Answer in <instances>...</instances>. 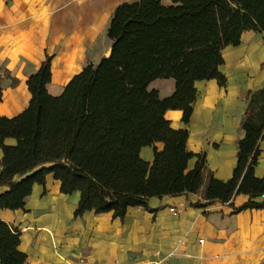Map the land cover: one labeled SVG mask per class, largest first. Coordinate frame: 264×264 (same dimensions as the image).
Segmentation results:
<instances>
[{
  "label": "trees",
  "instance_id": "1",
  "mask_svg": "<svg viewBox=\"0 0 264 264\" xmlns=\"http://www.w3.org/2000/svg\"><path fill=\"white\" fill-rule=\"evenodd\" d=\"M250 31L264 34V0L119 5L107 30L110 58L87 64L53 96L48 56L27 81L29 106L13 118L0 115V210H25L35 185L46 188L50 176L62 194H80L75 217L112 213L124 220L131 208L156 212L149 207L151 198L185 194L201 195L206 201L201 207L216 202L234 207V198L245 195L248 202L235 212L264 210V176L256 174L263 153L264 88L242 93L246 111L238 135L243 137L227 181L209 170L206 153L188 150L189 130L174 129L166 119L168 111L178 110L189 124L197 82L215 80L226 87L224 50L240 46ZM159 79L175 81L171 96L162 98L149 88ZM8 139L15 144L7 145ZM145 147L154 148L152 163L141 156ZM20 244V231L0 221V264H27Z\"/></svg>",
  "mask_w": 264,
  "mask_h": 264
},
{
  "label": "crops",
  "instance_id": "2",
  "mask_svg": "<svg viewBox=\"0 0 264 264\" xmlns=\"http://www.w3.org/2000/svg\"><path fill=\"white\" fill-rule=\"evenodd\" d=\"M137 1L0 0V68L4 78L0 115L13 118L29 106L27 81L48 56L52 57L50 94L57 88L61 94L87 64H98L111 48L107 30L115 10ZM172 2L167 0L165 5ZM248 34L255 43L247 47L242 42L224 50L221 71L225 75L232 52L239 51L235 60L238 71L244 67L243 57L255 59L259 34ZM227 79L223 88L215 80L196 83L198 99L188 125L182 122V111L166 113L174 129L189 130L188 150L206 153L207 167L222 181L232 177L236 166V142L243 137L238 128L246 111L243 82ZM261 88L264 81L254 90ZM6 144L15 141L8 139ZM260 146L263 153L256 174L263 177L264 142ZM157 148L162 150L163 145ZM141 156L152 163L154 148H143ZM196 161H190V170ZM248 200V196L239 195L233 200L234 207L220 202L201 207L206 203L201 195L185 194L151 198L149 207L156 212L131 208L124 220L114 219L112 213L87 212L75 217L80 194H62L60 183L50 176L46 188L35 185L25 210H0V221L20 231L19 249L28 256L27 264H264V210H234ZM171 208L179 213L174 215Z\"/></svg>",
  "mask_w": 264,
  "mask_h": 264
},
{
  "label": "rangeland",
  "instance_id": "3",
  "mask_svg": "<svg viewBox=\"0 0 264 264\" xmlns=\"http://www.w3.org/2000/svg\"><path fill=\"white\" fill-rule=\"evenodd\" d=\"M166 2L167 0H164V4H167ZM248 33L249 32H246L242 37V42L246 43V46L252 45L255 41H252L250 38H248ZM257 39V48L254 53L255 59L252 60L250 56L243 57L241 60L243 62L242 66L244 67H242L240 71H238V66L235 63V60L239 58V51L232 52L231 50L232 53L228 56L229 68H227L226 70V75L235 82H237V79L240 78V82H243L242 87L245 88V91L254 90L255 86H261L264 81V72L261 70V67L264 64V34H259L257 36ZM149 88L157 89L160 93V96L162 98H166L173 94L175 90V81L172 79H159L154 81ZM60 90V88L53 89L52 95L54 94V92L60 94Z\"/></svg>",
  "mask_w": 264,
  "mask_h": 264
},
{
  "label": "built area",
  "instance_id": "4",
  "mask_svg": "<svg viewBox=\"0 0 264 264\" xmlns=\"http://www.w3.org/2000/svg\"><path fill=\"white\" fill-rule=\"evenodd\" d=\"M263 198H264V196H263ZM170 212L173 213L174 215H177L179 213V211L175 208H171ZM200 243H203V240H200ZM146 264H164V263L162 261H151V262H148Z\"/></svg>",
  "mask_w": 264,
  "mask_h": 264
},
{
  "label": "water",
  "instance_id": "5",
  "mask_svg": "<svg viewBox=\"0 0 264 264\" xmlns=\"http://www.w3.org/2000/svg\"><path fill=\"white\" fill-rule=\"evenodd\" d=\"M112 56V49L110 48L109 51L106 53L105 58H110Z\"/></svg>",
  "mask_w": 264,
  "mask_h": 264
}]
</instances>
